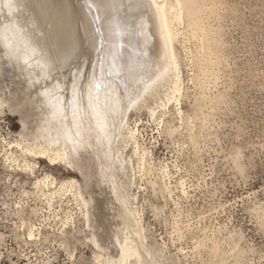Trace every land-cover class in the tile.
Segmentation results:
<instances>
[{
  "label": "rangeland",
  "instance_id": "1",
  "mask_svg": "<svg viewBox=\"0 0 264 264\" xmlns=\"http://www.w3.org/2000/svg\"><path fill=\"white\" fill-rule=\"evenodd\" d=\"M197 4V37L183 31L187 17L177 26L180 77L172 74L127 113L117 149L130 203L168 264H264V0ZM75 13L79 51L47 80L30 82L0 58V264H108L104 247L114 250L107 225L114 212L96 165L36 154L54 148L37 137L38 89L61 85L67 93L74 74L82 69L84 80L91 67ZM148 250L141 264H155Z\"/></svg>",
  "mask_w": 264,
  "mask_h": 264
},
{
  "label": "bare ground",
  "instance_id": "2",
  "mask_svg": "<svg viewBox=\"0 0 264 264\" xmlns=\"http://www.w3.org/2000/svg\"><path fill=\"white\" fill-rule=\"evenodd\" d=\"M70 1L73 5L68 0H0V58L6 57L11 65L21 68L30 82L36 78L47 80L54 65L66 66L68 59L79 51V33L72 29L70 21L72 12H76V23L92 49V64L89 63L91 67L84 80L80 78L82 69L75 71L67 93L59 90L61 85H55V90L38 87L44 114L40 110L43 117L37 137L54 148L51 152L43 145L36 154L44 157L50 153L51 159H69L74 165L88 158L96 165L100 189L108 194V205L114 212L107 222L110 246L114 250L109 253L104 247L108 264H124L131 258L141 264L147 249L150 263L168 264L171 259L153 252L135 216L126 165L120 159L117 144L126 136L129 109L147 98V94H156L158 85L171 83L169 77L178 72L175 44L181 29L177 26L187 17L191 22L185 24L183 31L189 40L197 37L198 22L194 20L195 14L198 17L197 0ZM173 77H180L179 73ZM72 183L78 184L76 180ZM87 216L90 220V214Z\"/></svg>",
  "mask_w": 264,
  "mask_h": 264
}]
</instances>
